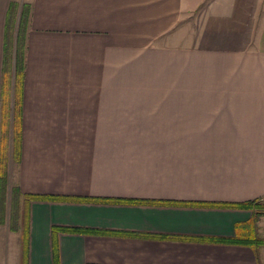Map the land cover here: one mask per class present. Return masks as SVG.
Masks as SVG:
<instances>
[{
    "label": "crops",
    "instance_id": "crops-1",
    "mask_svg": "<svg viewBox=\"0 0 264 264\" xmlns=\"http://www.w3.org/2000/svg\"><path fill=\"white\" fill-rule=\"evenodd\" d=\"M24 6L15 186L90 198L20 194L25 264H264V245L228 241L264 239V214L153 202L264 198V0H0V135Z\"/></svg>",
    "mask_w": 264,
    "mask_h": 264
},
{
    "label": "trees",
    "instance_id": "trees-1",
    "mask_svg": "<svg viewBox=\"0 0 264 264\" xmlns=\"http://www.w3.org/2000/svg\"><path fill=\"white\" fill-rule=\"evenodd\" d=\"M29 7L24 6L20 21H19V30L16 38V45L14 51L9 49L8 44L6 43L4 50V62H3V78H2V120H1V135H0V220H2L5 213V198H6V188L8 184V174H7V150L8 139L6 135L8 133V102H9V90L12 86L13 90V104H12V121L11 125V157L12 160L18 163L20 157V119H21V88L23 80V68H24V30L27 26ZM11 50V51H10ZM7 93V94H6ZM12 203H17L18 197L21 192L17 186L11 187ZM25 198V202L28 203L31 200H44V201H70V202H81V201H90V198H81L73 196H58V195H39V194H21ZM96 201V200H92ZM105 201V200H103ZM114 203H152V201H141V200H132V199H110L106 200ZM260 200H250L246 202H203V201H153L154 203H167L179 206H206V207H232V208H247L254 209L257 215L264 214V203H259ZM14 212L12 211L11 220L15 219ZM23 231H24V251H23V264L26 262L25 254L27 250V213L26 220L23 222ZM14 223L10 224V229L15 230ZM54 230H64L73 233H85L91 235H114V236H123L127 235L123 232L108 231L101 229H88V228H77V227H54ZM139 237H150L149 235L142 234L137 235ZM230 243H252L258 245H264V239H247V238H235L228 240Z\"/></svg>",
    "mask_w": 264,
    "mask_h": 264
},
{
    "label": "rangeland",
    "instance_id": "rangeland-1",
    "mask_svg": "<svg viewBox=\"0 0 264 264\" xmlns=\"http://www.w3.org/2000/svg\"><path fill=\"white\" fill-rule=\"evenodd\" d=\"M188 22V32H192L195 28V23L197 21L196 16H193L187 20H184L180 24V31L186 32L185 23ZM11 51V50H10ZM10 107L11 99L9 98ZM8 102V104H9ZM9 107V106H8ZM8 133L6 135L11 143V125L9 123ZM8 142V141H7ZM11 147L6 151L7 153V174H8V184L6 188V198H5V213L0 224V264H23V251H24V231L22 229L23 222L26 220V205L24 200L20 196L18 197L17 203H12L11 187L16 185V162L12 160ZM259 203H264V198L259 201ZM12 211L14 212L15 219L12 221ZM14 223L15 230L10 229V224ZM13 224V225H14ZM18 256V257H17ZM17 262V263H16Z\"/></svg>",
    "mask_w": 264,
    "mask_h": 264
}]
</instances>
